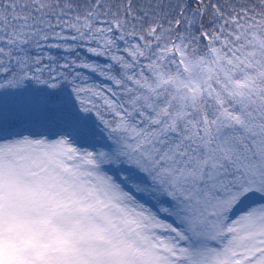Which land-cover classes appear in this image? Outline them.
Segmentation results:
<instances>
[{
  "label": "snow or ice",
  "instance_id": "6c2138e0",
  "mask_svg": "<svg viewBox=\"0 0 264 264\" xmlns=\"http://www.w3.org/2000/svg\"><path fill=\"white\" fill-rule=\"evenodd\" d=\"M0 264H264V0H0Z\"/></svg>",
  "mask_w": 264,
  "mask_h": 264
}]
</instances>
